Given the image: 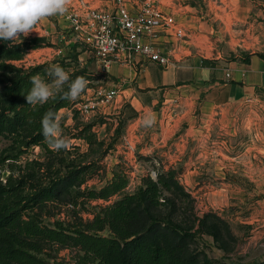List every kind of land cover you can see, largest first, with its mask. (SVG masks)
<instances>
[{"label": "rangeland", "instance_id": "obj_1", "mask_svg": "<svg viewBox=\"0 0 264 264\" xmlns=\"http://www.w3.org/2000/svg\"><path fill=\"white\" fill-rule=\"evenodd\" d=\"M35 38L39 43L21 59L0 58V64H7L0 67V107L19 72L50 82L44 65L54 61L71 79L82 72L87 86L57 112L68 148H24L16 134L0 133V157L17 156L0 164L2 183L9 176L21 178L26 181L24 193L54 184L53 198L38 204L28 201L24 214L32 215L43 230L63 228L71 234L101 206L155 184L154 207L139 199L131 206L151 223L156 242L179 243L186 255L194 254L202 264H264L263 93L224 103L203 89H134L80 113L76 106L93 100L97 88L112 86V79L99 71L94 58L82 57L85 63L77 59L84 48L73 43L63 15L41 20L21 41ZM13 43L18 42L0 39V45ZM197 44L204 47L201 41ZM207 49L212 65L215 56L244 60L252 50L248 40L227 35L212 40ZM147 116L154 117L151 126L143 123ZM115 176L125 187L106 199L95 197ZM33 243L39 248L36 255L51 263L80 262L69 243L45 238H34Z\"/></svg>", "mask_w": 264, "mask_h": 264}, {"label": "trees", "instance_id": "obj_2", "mask_svg": "<svg viewBox=\"0 0 264 264\" xmlns=\"http://www.w3.org/2000/svg\"><path fill=\"white\" fill-rule=\"evenodd\" d=\"M40 39L21 41L11 45H0V58L4 60L21 59L29 48H34ZM264 58V54H258ZM245 62L248 58H244ZM60 63L54 61L44 66L50 68ZM7 64H0V67ZM63 68V65H60ZM73 75V74H71ZM76 72L74 77L81 76ZM32 72L21 71L7 88L4 105L0 107V133L16 134L19 144L24 148L32 145L48 147L42 135L41 120L44 114L52 110L57 114L60 108L69 106V100L57 93L52 100L44 104L30 105L25 95L31 88ZM67 86L63 91H67ZM23 152L19 150L18 154ZM17 155V154H16ZM17 156L3 155L0 164ZM26 181L9 176L4 183L0 181V264H66L51 263L36 255L39 248L33 243L34 238H45L62 245L73 246L80 259L79 264H202L194 254H185L182 246L156 242L150 222L132 208V203L139 199L154 207L157 203L155 184H146L137 194H123L110 204L101 206L93 218L82 228L43 230L35 223L33 216L24 214L28 201L39 203L52 199L54 184L24 193ZM125 187L118 176L101 188L95 197L108 198L119 193ZM108 230L109 235L99 234ZM69 239V240H68ZM82 253V254H80Z\"/></svg>", "mask_w": 264, "mask_h": 264}, {"label": "crops", "instance_id": "obj_3", "mask_svg": "<svg viewBox=\"0 0 264 264\" xmlns=\"http://www.w3.org/2000/svg\"><path fill=\"white\" fill-rule=\"evenodd\" d=\"M167 1L163 8L174 16L175 28L186 34L183 40L162 37L172 64L162 66L141 56L127 63L112 62L105 69L98 63L99 71L112 79V86L107 87L117 88L118 93L162 86L177 90L203 89L211 96L222 98L224 103L264 94V58L255 54L264 53V0ZM226 35L232 40L249 41L252 50L247 62L227 61L219 54L214 65L208 62L207 48L212 40ZM200 41L204 47L197 44ZM82 57L92 56L82 50L77 59L85 63ZM226 72L230 77H226Z\"/></svg>", "mask_w": 264, "mask_h": 264}, {"label": "built area", "instance_id": "obj_4", "mask_svg": "<svg viewBox=\"0 0 264 264\" xmlns=\"http://www.w3.org/2000/svg\"><path fill=\"white\" fill-rule=\"evenodd\" d=\"M163 4L161 0H72L63 20L73 43L104 69L112 62H131L135 56L168 66L172 59L162 37L183 40L186 34L175 28L174 16ZM117 93L115 87H99L93 100L76 108L80 113L94 110L112 103Z\"/></svg>", "mask_w": 264, "mask_h": 264}, {"label": "clouds", "instance_id": "obj_5", "mask_svg": "<svg viewBox=\"0 0 264 264\" xmlns=\"http://www.w3.org/2000/svg\"><path fill=\"white\" fill-rule=\"evenodd\" d=\"M72 0H0V39L20 42L35 31L36 25L43 19L57 14H65ZM51 78L46 82L40 75L31 78V88L25 95L30 105L44 104L57 93L61 98L75 101L85 90L87 80L82 76L71 79L61 66L53 65L47 69ZM67 85V91H63ZM143 123L151 126L154 117L147 116ZM42 135L54 151L69 147V141L62 135L60 117L52 110L47 111L41 120ZM155 173H153V178Z\"/></svg>", "mask_w": 264, "mask_h": 264}]
</instances>
